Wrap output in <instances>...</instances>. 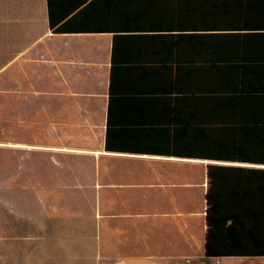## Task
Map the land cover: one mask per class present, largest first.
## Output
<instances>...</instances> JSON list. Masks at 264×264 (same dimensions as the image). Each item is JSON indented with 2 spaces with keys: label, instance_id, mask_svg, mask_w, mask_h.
Wrapping results in <instances>:
<instances>
[{
  "label": "trees",
  "instance_id": "trees-1",
  "mask_svg": "<svg viewBox=\"0 0 264 264\" xmlns=\"http://www.w3.org/2000/svg\"><path fill=\"white\" fill-rule=\"evenodd\" d=\"M111 34L105 150L210 161L204 256L264 258V0H47Z\"/></svg>",
  "mask_w": 264,
  "mask_h": 264
},
{
  "label": "crops",
  "instance_id": "crops-1",
  "mask_svg": "<svg viewBox=\"0 0 264 264\" xmlns=\"http://www.w3.org/2000/svg\"><path fill=\"white\" fill-rule=\"evenodd\" d=\"M0 1V103L5 121L18 120L16 142L6 128L3 147L51 155V173L35 160L27 163L30 175L21 167L19 181L34 199V216L74 222L59 231L65 242L56 264H264L205 259L207 170L220 163L105 150L111 34H53L47 0ZM10 104L24 112L12 117ZM33 104L41 136L42 121L51 122L49 142L24 135Z\"/></svg>",
  "mask_w": 264,
  "mask_h": 264
},
{
  "label": "rangeland",
  "instance_id": "rangeland-1",
  "mask_svg": "<svg viewBox=\"0 0 264 264\" xmlns=\"http://www.w3.org/2000/svg\"><path fill=\"white\" fill-rule=\"evenodd\" d=\"M0 4H2V1H0ZM89 38L90 42H100L99 38ZM106 38L109 39L108 37ZM95 46L94 49L99 51L98 45L95 44ZM2 69L3 63L0 65V74L2 73ZM92 83L95 85V82ZM83 86H85L84 88H91L92 85L90 83ZM99 91L98 94L102 95ZM32 106L33 107L27 105L26 107V119L27 123H29L28 129H31V133L28 132L24 135L27 139L30 138L36 142L38 141V138L49 142L53 137L49 131L51 122L47 119L42 121L43 131L45 129L46 132L42 131L43 135L41 136L42 133L40 134L36 130L37 125H33L36 123L34 112H37L38 104L37 107H35V104ZM44 106L43 110L46 109V113H49L50 105L44 104ZM97 107L98 116L94 122H96L99 128H101L103 122L102 104L99 103ZM2 112L3 106L0 103V264H56L58 260L56 254H62L60 249L64 250L61 246L65 242H61L59 231L63 230L65 232L68 229V226H71L74 222L66 219H54V217L51 216H34V199L30 194L25 193L26 186L24 184L20 185L19 181L21 167L26 164L28 167V175H30L31 169L28 164L34 163L35 160V166H39L43 163V172L51 173L53 170L52 162L50 160L51 155L40 154L36 151L32 153H30V151L26 155L3 147L5 140L4 132H6V128V134L11 131V142H16L14 139L17 138L18 120H15L14 122L5 121ZM9 112L12 117H14L17 115L19 116L24 110L21 111V107L19 108L18 104H10ZM5 122L7 125H4ZM32 129H35L34 133H32ZM208 162L209 161H200L202 164H207ZM202 168L201 170H203ZM24 197H26L27 200H25ZM24 209L28 212L27 215H24ZM36 223L42 224L43 227L40 229L37 226L36 228Z\"/></svg>",
  "mask_w": 264,
  "mask_h": 264
}]
</instances>
